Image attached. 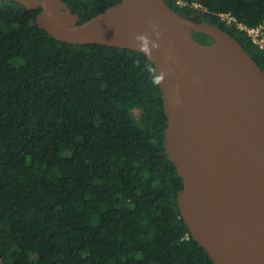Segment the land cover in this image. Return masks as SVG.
<instances>
[{
  "label": "trees",
  "instance_id": "trees-1",
  "mask_svg": "<svg viewBox=\"0 0 264 264\" xmlns=\"http://www.w3.org/2000/svg\"><path fill=\"white\" fill-rule=\"evenodd\" d=\"M88 20L120 0H64ZM264 51L235 23L264 21V0H165ZM0 0V264H214L177 205L153 63L134 50L58 41ZM211 42L204 33H193Z\"/></svg>",
  "mask_w": 264,
  "mask_h": 264
},
{
  "label": "water",
  "instance_id": "water-1",
  "mask_svg": "<svg viewBox=\"0 0 264 264\" xmlns=\"http://www.w3.org/2000/svg\"><path fill=\"white\" fill-rule=\"evenodd\" d=\"M4 1L40 9L37 26L58 41L126 48L153 63L187 230L214 264H264V70L243 45L165 0H120L81 23L64 0Z\"/></svg>",
  "mask_w": 264,
  "mask_h": 264
},
{
  "label": "built area",
  "instance_id": "built-area-1",
  "mask_svg": "<svg viewBox=\"0 0 264 264\" xmlns=\"http://www.w3.org/2000/svg\"><path fill=\"white\" fill-rule=\"evenodd\" d=\"M220 17L226 24L235 23L238 28L247 33L254 44L264 51V21L257 26L249 27L238 22L236 18L229 13H220Z\"/></svg>",
  "mask_w": 264,
  "mask_h": 264
},
{
  "label": "flooded vegetation",
  "instance_id": "flooded-vegetation-1",
  "mask_svg": "<svg viewBox=\"0 0 264 264\" xmlns=\"http://www.w3.org/2000/svg\"><path fill=\"white\" fill-rule=\"evenodd\" d=\"M210 41H212V38H211V40Z\"/></svg>",
  "mask_w": 264,
  "mask_h": 264
}]
</instances>
